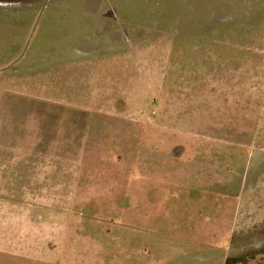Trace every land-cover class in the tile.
I'll list each match as a JSON object with an SVG mask.
<instances>
[{"label": "rangeland", "instance_id": "374dc122", "mask_svg": "<svg viewBox=\"0 0 264 264\" xmlns=\"http://www.w3.org/2000/svg\"><path fill=\"white\" fill-rule=\"evenodd\" d=\"M0 2V264H264V0Z\"/></svg>", "mask_w": 264, "mask_h": 264}, {"label": "crops", "instance_id": "0c3cea01", "mask_svg": "<svg viewBox=\"0 0 264 264\" xmlns=\"http://www.w3.org/2000/svg\"><path fill=\"white\" fill-rule=\"evenodd\" d=\"M50 0H48L49 2ZM52 2L54 0H51ZM64 0H58L59 4L62 3ZM95 4V3H94ZM26 5V4H25ZM31 5V4H29ZM22 5L19 4L18 2H0V10H7V11H0V34L3 32L2 30L7 29V26L9 27H15V30L22 29V23H19V20L17 18L10 19L8 21L7 14H14V16H17L18 14V8H20ZM24 6V4H23ZM28 6V5H27ZM101 4L94 5V8L91 11H101L102 10ZM13 10V11H9ZM21 26V27H20ZM2 35H0L1 38ZM6 44H2L0 42V81H6L7 76H6V67L10 63H14L16 54H17V49L16 48H9V51H7V47L5 46Z\"/></svg>", "mask_w": 264, "mask_h": 264}, {"label": "trees", "instance_id": "16d2710c", "mask_svg": "<svg viewBox=\"0 0 264 264\" xmlns=\"http://www.w3.org/2000/svg\"><path fill=\"white\" fill-rule=\"evenodd\" d=\"M224 264H248V259L245 256L228 257Z\"/></svg>", "mask_w": 264, "mask_h": 264}]
</instances>
